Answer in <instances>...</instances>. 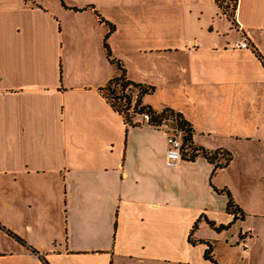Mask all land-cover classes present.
Listing matches in <instances>:
<instances>
[{
  "label": "crops",
  "instance_id": "0c3cea01",
  "mask_svg": "<svg viewBox=\"0 0 264 264\" xmlns=\"http://www.w3.org/2000/svg\"><path fill=\"white\" fill-rule=\"evenodd\" d=\"M109 24L126 78L154 88L143 104L180 113L226 167H165L163 130L111 108ZM259 57L264 0H236L231 21L215 0H0V264H211L195 223L214 264H264ZM221 190L245 217L216 232L205 219H233Z\"/></svg>",
  "mask_w": 264,
  "mask_h": 264
},
{
  "label": "trees",
  "instance_id": "16d2710c",
  "mask_svg": "<svg viewBox=\"0 0 264 264\" xmlns=\"http://www.w3.org/2000/svg\"><path fill=\"white\" fill-rule=\"evenodd\" d=\"M61 1V0H60ZM222 13L227 17L228 20L233 19V14L236 6V0H215ZM74 11H81L82 9H72ZM109 30L103 40V48L105 51V57L110 64L115 65L118 71V75L110 79L103 88L99 91L101 95L106 99L107 103L111 108L122 116L124 122L128 126H134L131 124V117L135 115L146 114L149 117L148 125L160 127L167 126L169 128L176 129L182 134V146L181 153L183 161H194L196 158H204L208 163L213 165L214 171L217 169L224 168L228 165L231 160V155L228 153H221L219 151L208 152L203 148L196 147L193 144V129L192 126L187 122L183 116L171 109H164L161 112H155L148 105L143 104V98L146 95H150L154 92V88L147 85H141L131 82L126 78L125 69L123 64L112 58L107 39L113 33L114 27L108 25ZM261 59V57H259ZM264 66V61L261 59ZM219 193H225L227 196L226 213L233 217L232 221L227 225L216 226L213 222L205 219L206 224L215 230L221 232L228 230L233 223L237 220H243L245 214L242 210L232 201L231 195L226 190L218 191ZM196 229V223L194 224L190 235L189 243L202 244L206 246L203 257L206 261L214 264L211 258V247L208 242L205 241H193L191 236ZM17 241L24 244L22 240L16 238ZM30 252L35 253V250L28 247ZM43 264H47L42 256L39 257Z\"/></svg>",
  "mask_w": 264,
  "mask_h": 264
},
{
  "label": "built area",
  "instance_id": "2783aa9c",
  "mask_svg": "<svg viewBox=\"0 0 264 264\" xmlns=\"http://www.w3.org/2000/svg\"><path fill=\"white\" fill-rule=\"evenodd\" d=\"M237 29L241 30L239 24H237ZM235 49L239 50H252L249 42L245 36H241L240 40L236 42L233 46ZM149 117L146 114L135 115L131 117L132 125H146L153 128L162 129L166 135L167 149L164 157V165L167 168L175 169L180 166L183 162L181 146H182V134H180L176 129L169 128L167 126H150L148 125ZM247 245L243 243V248H246Z\"/></svg>",
  "mask_w": 264,
  "mask_h": 264
},
{
  "label": "rangeland",
  "instance_id": "374dc122",
  "mask_svg": "<svg viewBox=\"0 0 264 264\" xmlns=\"http://www.w3.org/2000/svg\"><path fill=\"white\" fill-rule=\"evenodd\" d=\"M41 1H42V0H41ZM47 1H48V0H47ZM139 23H140L141 25H143L142 21H140ZM172 23L175 24L174 22H172ZM152 26H154V24H151V26H149V27L146 26V28L149 29V28H152ZM144 27H145V26H144ZM173 28H174L173 25L168 24V32H169L168 34H169V36H170V32H171V30H172ZM75 52H76V51H71V53H72L71 56H72ZM67 55H69V53H68V52H65V57H67ZM69 56H70V55H69ZM78 63H79V62H78ZM78 63H77V64H78ZM81 64H83V62H82Z\"/></svg>",
  "mask_w": 264,
  "mask_h": 264
}]
</instances>
